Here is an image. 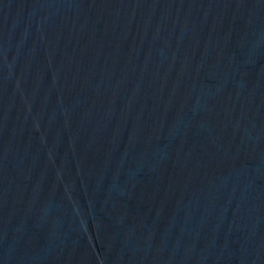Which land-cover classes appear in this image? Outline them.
Instances as JSON below:
<instances>
[{
	"label": "water",
	"instance_id": "obj_1",
	"mask_svg": "<svg viewBox=\"0 0 264 264\" xmlns=\"http://www.w3.org/2000/svg\"><path fill=\"white\" fill-rule=\"evenodd\" d=\"M0 264H264V0H0Z\"/></svg>",
	"mask_w": 264,
	"mask_h": 264
}]
</instances>
